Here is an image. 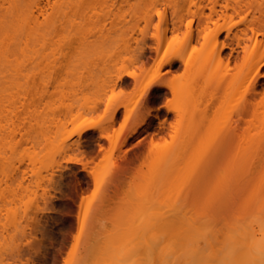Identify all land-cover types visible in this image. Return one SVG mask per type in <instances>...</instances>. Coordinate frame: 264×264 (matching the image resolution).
Listing matches in <instances>:
<instances>
[{"label": "rangeland", "instance_id": "rangeland-1", "mask_svg": "<svg viewBox=\"0 0 264 264\" xmlns=\"http://www.w3.org/2000/svg\"><path fill=\"white\" fill-rule=\"evenodd\" d=\"M185 5L0 0V264H101L148 197L197 228L212 216L230 229L264 221V114L245 134L225 132L247 83L215 95L218 77L236 73L212 54L226 32L215 42L209 24L195 41ZM30 11L39 20L27 26ZM199 54L209 68L185 65Z\"/></svg>", "mask_w": 264, "mask_h": 264}, {"label": "bare ground", "instance_id": "bare-ground-1", "mask_svg": "<svg viewBox=\"0 0 264 264\" xmlns=\"http://www.w3.org/2000/svg\"><path fill=\"white\" fill-rule=\"evenodd\" d=\"M40 3L38 1L35 6L38 8ZM184 3L187 4L185 5L187 8L186 15L193 16L192 18L195 17L198 20L196 29H194L195 34H193L195 35L193 37L196 38L195 41L199 42V38L206 40L207 34L203 36V33L209 29V24H213L215 27L213 31L215 42L220 33L226 32V40L218 45L216 43L212 54L215 56L214 59L217 63H221L223 60L226 62V66L232 63L235 66L233 68L237 76L226 73L225 76L224 74L220 76L221 79L218 77L217 83L219 84L216 86L217 92L215 95L219 93L220 95L223 94V90L232 88L240 79L244 83H247L239 99L233 105L234 116L224 123L226 126L225 132L229 136L236 137L245 134L247 130L254 127V120L256 119V122L259 115L261 113L264 114V85L260 84L258 80L261 72L260 67L264 66V0H198V3L194 0H184ZM205 8L209 11L207 15L204 12ZM38 20V14L30 11L25 23L27 26H30L31 24H36ZM163 20L166 22V17ZM190 22L186 27L189 28L188 30L191 33ZM175 27L176 24L173 23L172 28L175 29ZM234 28L237 29L235 33L233 32ZM136 32L138 34V31ZM136 32L132 33L129 41L135 46L134 49L140 48L139 50H142V45L144 46L145 43L142 39L138 40L134 36ZM189 32V39L192 40ZM166 33L158 39L156 37L155 51H157L159 46H164L167 43L168 38ZM224 49L230 50L226 56H222ZM174 59L181 60L182 62V57L178 53L177 56L174 55L173 59H168L169 65L174 62ZM189 62L191 63L189 64ZM211 62V55L199 54L193 60H188L184 63L196 71H201L209 68ZM233 68L231 69L233 70ZM215 75L214 77H217ZM134 76V74L130 75L132 78H137ZM215 95L211 103L203 107L204 110L202 108L199 109L198 106L195 107L196 109L203 110L201 114V111L197 109L198 113L200 112L197 114L198 117L201 115L204 120L207 119L208 113L212 108H215L213 105L217 102L218 98ZM243 125H246L247 129L242 130ZM192 128L195 130L197 126L195 129L193 126ZM193 130H186L187 132H185L190 134ZM197 131L195 130L194 132ZM165 160L162 158V163ZM170 171L168 172L172 174ZM19 184L22 185L21 182ZM148 199L142 200L140 209L137 208L138 211L136 213L138 215L135 214L133 218L137 216L133 222L130 221L133 223L131 224L132 227L129 225L132 231L130 232L128 229L127 231L130 233L126 232L127 235L124 233V237H121L122 239L117 246L115 245L118 242H115L113 247L109 245L110 247L102 250L101 264H225L222 253L226 247L233 249V255L229 258L227 264H250L249 253L252 245L256 240L264 238V221L257 225V230H252L254 225L251 227V224H244L246 226L249 225L251 229L250 227L247 229L248 227L246 226L243 229L238 228V226L237 228L230 229L224 226L227 224L225 218H223L224 216H212L207 221L205 220L203 225L201 224V227L197 228L195 226L197 223L194 219L185 218L184 214L186 215L185 210L187 208L185 205H183L185 206V208L183 207L185 209L184 213L181 212L183 209L181 210L178 207L179 205H170V210L169 207H166L168 205H163L162 200L159 204H156L159 200L154 202ZM159 199H161V196ZM161 204L169 208V211L166 208H163V210L166 209L167 211H162ZM157 207L160 210L156 209ZM187 219L191 222L187 223Z\"/></svg>", "mask_w": 264, "mask_h": 264}, {"label": "clouds", "instance_id": "clouds-1", "mask_svg": "<svg viewBox=\"0 0 264 264\" xmlns=\"http://www.w3.org/2000/svg\"><path fill=\"white\" fill-rule=\"evenodd\" d=\"M233 255V249L226 247L222 253V257L225 260V264L229 258ZM250 264H264V238L258 239L254 242L250 249Z\"/></svg>", "mask_w": 264, "mask_h": 264}]
</instances>
